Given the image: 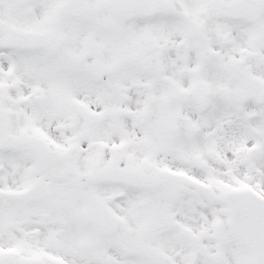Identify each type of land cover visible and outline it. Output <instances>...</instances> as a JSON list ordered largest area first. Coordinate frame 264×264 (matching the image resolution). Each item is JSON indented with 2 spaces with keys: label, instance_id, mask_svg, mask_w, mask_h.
Instances as JSON below:
<instances>
[{
  "label": "snow or ice",
  "instance_id": "6c2138e0",
  "mask_svg": "<svg viewBox=\"0 0 264 264\" xmlns=\"http://www.w3.org/2000/svg\"><path fill=\"white\" fill-rule=\"evenodd\" d=\"M0 264H264V0H0Z\"/></svg>",
  "mask_w": 264,
  "mask_h": 264
}]
</instances>
